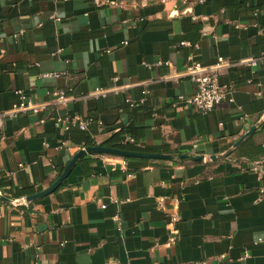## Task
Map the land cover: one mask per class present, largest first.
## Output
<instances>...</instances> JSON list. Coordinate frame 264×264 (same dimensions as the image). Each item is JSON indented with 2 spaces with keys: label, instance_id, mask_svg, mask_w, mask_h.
I'll list each match as a JSON object with an SVG mask.
<instances>
[{
  "label": "crops",
  "instance_id": "crops-1",
  "mask_svg": "<svg viewBox=\"0 0 264 264\" xmlns=\"http://www.w3.org/2000/svg\"><path fill=\"white\" fill-rule=\"evenodd\" d=\"M100 2L0 0V110L42 106L0 130V264H264V179L241 169L264 161V0ZM220 57L228 98L180 100ZM59 117L173 158L85 155L28 200L84 148Z\"/></svg>",
  "mask_w": 264,
  "mask_h": 264
},
{
  "label": "built area",
  "instance_id": "built-area-1",
  "mask_svg": "<svg viewBox=\"0 0 264 264\" xmlns=\"http://www.w3.org/2000/svg\"><path fill=\"white\" fill-rule=\"evenodd\" d=\"M96 3H101L100 0H94ZM188 1V0H185ZM200 2H205L206 0H197ZM105 3H110L112 5H118L119 2L116 1H106ZM122 5V4H120ZM189 44V42H185L184 44ZM110 51V50H109ZM225 60L223 58H219V64L214 68H206L202 66L200 63L191 64L187 70L186 74L190 77V79L196 84L197 92L191 97L180 96V100L187 102L190 105L195 106L198 110L208 113L212 111L216 106H218L221 102L228 98L231 86L227 84H222L220 80V68L224 65ZM257 60H252L251 64L256 65ZM150 65V64H147ZM51 75V74H50ZM21 93V92H19ZM106 90L98 89L92 92L93 95L105 94ZM144 93H149L148 90H144ZM57 95L58 102L64 103L68 100V96L64 91H60L55 93ZM22 102L17 108L11 110H0V130L3 128L5 121L7 118H13L18 116L20 113H24L27 111L38 112L42 109L40 104L35 103L32 99L28 98L26 95L21 93ZM130 105H134L131 100H127ZM92 122L91 118L81 119L80 117H76L73 119L70 118H57L55 124L56 127L61 128L65 127L69 129L71 125L79 126L81 129H87L89 124ZM130 139V138H128ZM62 145H65L63 142ZM123 164H127V159L123 157ZM22 166V165H21ZM241 169L243 171H252L257 173L259 180L263 181L264 179V161L253 163L250 165H242ZM260 194L264 197V186L260 188ZM116 219L119 220V217L116 216ZM177 217L174 216L173 220H176ZM4 239L0 237V242ZM222 258H226L225 255L221 256ZM110 264H112L110 262Z\"/></svg>",
  "mask_w": 264,
  "mask_h": 264
},
{
  "label": "water",
  "instance_id": "water-1",
  "mask_svg": "<svg viewBox=\"0 0 264 264\" xmlns=\"http://www.w3.org/2000/svg\"><path fill=\"white\" fill-rule=\"evenodd\" d=\"M254 129H255V127H252L251 130L246 135H248L251 132H253ZM243 139H244V136L238 140L236 145H238ZM101 153L113 154V155H118V156H122V157H144V158H164V159L173 158L172 155L132 152V151L121 150V149L108 147V146H104V145H96V146L84 147V148L80 149L73 156L72 160L66 166V168L64 169L62 174L59 176V178L51 186H49L45 190H42V191H40V192H38L36 194L30 195L27 199L28 200H35V199H38L40 197H43V196L53 192L54 190H56L62 184L64 179L67 178V176L69 175L72 167H74V165H76V163L78 162V160L81 157H83L85 155H89V154H101ZM182 157H189V158H192V159H195V160L202 159V156L181 155L180 158H182Z\"/></svg>",
  "mask_w": 264,
  "mask_h": 264
},
{
  "label": "trees",
  "instance_id": "trees-1",
  "mask_svg": "<svg viewBox=\"0 0 264 264\" xmlns=\"http://www.w3.org/2000/svg\"><path fill=\"white\" fill-rule=\"evenodd\" d=\"M91 123L89 124L87 129H81V128H79V126L71 125L69 128V133H70L71 137L69 139L81 147L104 145V146L113 147V148L126 150V151H145L144 149L139 148L134 144L124 142L122 140L120 133L115 134L111 138H109L108 140L98 144L89 131ZM72 126L77 127V128L73 129ZM258 162H261V161H251V162H247V163L242 164V165H250V164L258 163ZM31 193H33V191L31 189H18V190L14 191V195L18 196V197L26 196V195H29Z\"/></svg>",
  "mask_w": 264,
  "mask_h": 264
}]
</instances>
